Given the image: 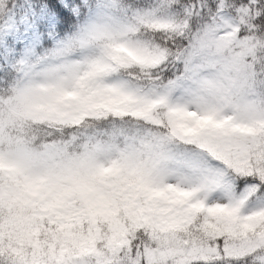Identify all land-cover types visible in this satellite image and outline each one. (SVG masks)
Returning <instances> with one entry per match:
<instances>
[{
    "label": "snow or ice",
    "instance_id": "obj_1",
    "mask_svg": "<svg viewBox=\"0 0 264 264\" xmlns=\"http://www.w3.org/2000/svg\"><path fill=\"white\" fill-rule=\"evenodd\" d=\"M0 264H264V0H0Z\"/></svg>",
    "mask_w": 264,
    "mask_h": 264
}]
</instances>
